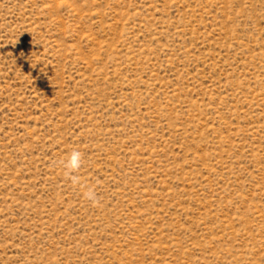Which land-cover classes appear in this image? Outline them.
I'll return each instance as SVG.
<instances>
[{"label": "rangeland", "instance_id": "1", "mask_svg": "<svg viewBox=\"0 0 264 264\" xmlns=\"http://www.w3.org/2000/svg\"><path fill=\"white\" fill-rule=\"evenodd\" d=\"M0 264H264V0H0Z\"/></svg>", "mask_w": 264, "mask_h": 264}, {"label": "clouds", "instance_id": "2", "mask_svg": "<svg viewBox=\"0 0 264 264\" xmlns=\"http://www.w3.org/2000/svg\"><path fill=\"white\" fill-rule=\"evenodd\" d=\"M63 176L68 180L73 187L82 189V197L90 201L92 206L99 207L101 205L100 195L97 192V187L89 184L80 174L84 167V154L79 149H74L66 154L61 161Z\"/></svg>", "mask_w": 264, "mask_h": 264}]
</instances>
